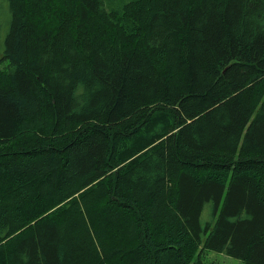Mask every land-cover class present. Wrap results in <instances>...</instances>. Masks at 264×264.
Listing matches in <instances>:
<instances>
[{
  "label": "trees",
  "instance_id": "1",
  "mask_svg": "<svg viewBox=\"0 0 264 264\" xmlns=\"http://www.w3.org/2000/svg\"><path fill=\"white\" fill-rule=\"evenodd\" d=\"M8 1L0 264H264V0Z\"/></svg>",
  "mask_w": 264,
  "mask_h": 264
},
{
  "label": "rangeland",
  "instance_id": "2",
  "mask_svg": "<svg viewBox=\"0 0 264 264\" xmlns=\"http://www.w3.org/2000/svg\"><path fill=\"white\" fill-rule=\"evenodd\" d=\"M12 13L8 0H0V56L3 54L2 49L5 46V39L10 30ZM3 60L0 59V66H3ZM202 222H206L212 215V202L206 203L204 211L201 213ZM205 264H245L241 258L231 256L225 252L215 250H205Z\"/></svg>",
  "mask_w": 264,
  "mask_h": 264
}]
</instances>
